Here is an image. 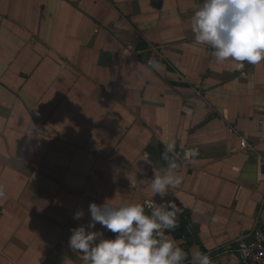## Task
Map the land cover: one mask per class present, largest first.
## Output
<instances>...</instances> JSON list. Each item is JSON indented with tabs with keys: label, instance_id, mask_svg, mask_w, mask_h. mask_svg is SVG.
<instances>
[{
	"label": "crops",
	"instance_id": "crops-1",
	"mask_svg": "<svg viewBox=\"0 0 264 264\" xmlns=\"http://www.w3.org/2000/svg\"><path fill=\"white\" fill-rule=\"evenodd\" d=\"M202 3L0 0V264H84L68 241L89 204L162 203L170 163L184 263L235 264L264 225V61L218 64L191 30Z\"/></svg>",
	"mask_w": 264,
	"mask_h": 264
},
{
	"label": "clouds",
	"instance_id": "clouds-1",
	"mask_svg": "<svg viewBox=\"0 0 264 264\" xmlns=\"http://www.w3.org/2000/svg\"><path fill=\"white\" fill-rule=\"evenodd\" d=\"M191 30L197 44L212 49L218 64L233 61L234 71L245 63L264 61V0H203L191 18ZM171 147L169 144L165 151H171ZM176 168L175 163L168 164L163 175L149 183L152 197L158 195L162 203L154 199L119 205L109 200L90 203L89 222L70 230L71 251L80 254L84 264H184L187 253L166 234L179 226L180 209L173 200L164 199L170 188L182 183ZM129 182L130 188L136 187L134 179L129 178ZM5 195L0 185V198ZM83 216L80 210L74 219ZM97 224L115 237L105 238L102 231L95 230ZM190 264H212V260L207 253L198 251Z\"/></svg>",
	"mask_w": 264,
	"mask_h": 264
},
{
	"label": "built area",
	"instance_id": "built-area-1",
	"mask_svg": "<svg viewBox=\"0 0 264 264\" xmlns=\"http://www.w3.org/2000/svg\"><path fill=\"white\" fill-rule=\"evenodd\" d=\"M241 146L247 148V140L243 139ZM260 163L264 168V158ZM178 216L179 225L188 228V222L181 210ZM234 251L237 256L235 264H264V225L256 223L251 230L241 233L235 241ZM215 259L217 258H211L212 264H216Z\"/></svg>",
	"mask_w": 264,
	"mask_h": 264
},
{
	"label": "water",
	"instance_id": "water-1",
	"mask_svg": "<svg viewBox=\"0 0 264 264\" xmlns=\"http://www.w3.org/2000/svg\"><path fill=\"white\" fill-rule=\"evenodd\" d=\"M165 150H166V148H165L163 145H160L161 158H162L163 160H166V159L164 158L165 155L168 156V152H166Z\"/></svg>",
	"mask_w": 264,
	"mask_h": 264
},
{
	"label": "trees",
	"instance_id": "trees-1",
	"mask_svg": "<svg viewBox=\"0 0 264 264\" xmlns=\"http://www.w3.org/2000/svg\"><path fill=\"white\" fill-rule=\"evenodd\" d=\"M189 211H186V214H188ZM177 228H180V230L182 229V227H180V225L177 227ZM182 231V230H181Z\"/></svg>",
	"mask_w": 264,
	"mask_h": 264
}]
</instances>
